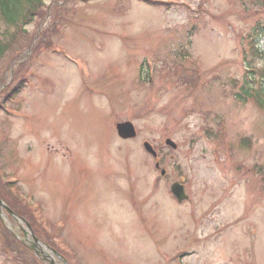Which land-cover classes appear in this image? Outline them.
<instances>
[{
  "label": "rangeland",
  "instance_id": "1",
  "mask_svg": "<svg viewBox=\"0 0 264 264\" xmlns=\"http://www.w3.org/2000/svg\"><path fill=\"white\" fill-rule=\"evenodd\" d=\"M148 1L158 6L43 0L0 60V101L28 84L0 110V192L15 176L22 194L13 209L0 195L14 212L0 206V264H64L43 240L38 255L22 240L26 196L70 264H264V108L244 93L264 82V35L258 55L247 36L264 11ZM123 121L134 139L117 135ZM144 140L161 148L159 166ZM175 181L188 200L173 197Z\"/></svg>",
  "mask_w": 264,
  "mask_h": 264
},
{
  "label": "trees",
  "instance_id": "2",
  "mask_svg": "<svg viewBox=\"0 0 264 264\" xmlns=\"http://www.w3.org/2000/svg\"><path fill=\"white\" fill-rule=\"evenodd\" d=\"M251 3L255 7L262 6V10H264V0H251ZM44 8L45 4L43 0H0V17L5 24V29L0 32V60L3 59L6 53L9 52L10 48H12L14 42H16L17 40V37L24 34L23 32H25L26 30L24 29V26L31 23L37 16L45 14ZM263 30L264 26L258 23L253 28L255 34H259ZM46 46H48V44H46ZM15 91L16 89H11L10 92H7L8 96H11V94ZM244 93L247 94V91H245ZM247 95L254 96L255 98L257 97V103H259L260 107L264 108V91H258L254 94L248 93ZM4 188V190L2 189L3 191L0 192V195L2 197L3 194L5 195L8 205L11 206L10 208L13 209V207H18V205H20L18 198H16L14 195H10L7 186ZM23 210L24 211L21 210L19 215L28 220L36 236L42 239L44 242L48 243L50 246L59 250L57 246H54L51 243V237H48L44 234L41 224L37 221L36 218H34L28 207H23ZM6 233L7 232L3 231V234ZM60 253L62 254V251H60Z\"/></svg>",
  "mask_w": 264,
  "mask_h": 264
},
{
  "label": "water",
  "instance_id": "3",
  "mask_svg": "<svg viewBox=\"0 0 264 264\" xmlns=\"http://www.w3.org/2000/svg\"><path fill=\"white\" fill-rule=\"evenodd\" d=\"M116 128H117L118 134L123 138L132 137L135 135L134 128L129 122L119 123L116 125ZM166 144L170 145L172 148L176 147V145L169 139L166 140ZM146 147L148 150L152 152L150 147H148L147 145ZM162 173L164 172L162 171ZM171 191L177 197L179 201L187 198V196L184 194L183 187L179 185L178 183H173L171 185Z\"/></svg>",
  "mask_w": 264,
  "mask_h": 264
},
{
  "label": "bare ground",
  "instance_id": "4",
  "mask_svg": "<svg viewBox=\"0 0 264 264\" xmlns=\"http://www.w3.org/2000/svg\"><path fill=\"white\" fill-rule=\"evenodd\" d=\"M4 215V214H3ZM4 217L6 218V216L4 215ZM46 253V252H45ZM47 254V253H46ZM49 256V255H48ZM50 257V256H49Z\"/></svg>",
  "mask_w": 264,
  "mask_h": 264
}]
</instances>
